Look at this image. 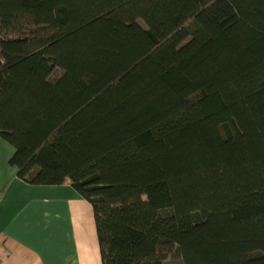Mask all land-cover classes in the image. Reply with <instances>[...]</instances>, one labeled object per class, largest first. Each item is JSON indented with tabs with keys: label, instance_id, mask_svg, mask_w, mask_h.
<instances>
[{
	"label": "trees",
	"instance_id": "trees-1",
	"mask_svg": "<svg viewBox=\"0 0 264 264\" xmlns=\"http://www.w3.org/2000/svg\"><path fill=\"white\" fill-rule=\"evenodd\" d=\"M0 137L102 264H264V0H0Z\"/></svg>",
	"mask_w": 264,
	"mask_h": 264
},
{
	"label": "crops",
	"instance_id": "crops-1",
	"mask_svg": "<svg viewBox=\"0 0 264 264\" xmlns=\"http://www.w3.org/2000/svg\"><path fill=\"white\" fill-rule=\"evenodd\" d=\"M0 137V264H102L92 206L68 181L32 185Z\"/></svg>",
	"mask_w": 264,
	"mask_h": 264
},
{
	"label": "rangeland",
	"instance_id": "rangeland-1",
	"mask_svg": "<svg viewBox=\"0 0 264 264\" xmlns=\"http://www.w3.org/2000/svg\"><path fill=\"white\" fill-rule=\"evenodd\" d=\"M181 260L177 254H173L170 259L167 261V264H178Z\"/></svg>",
	"mask_w": 264,
	"mask_h": 264
}]
</instances>
